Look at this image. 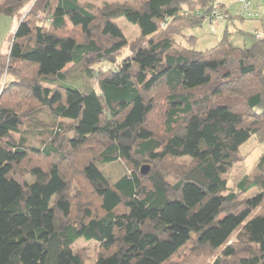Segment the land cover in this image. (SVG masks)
<instances>
[{"label": "trees", "instance_id": "16d2710c", "mask_svg": "<svg viewBox=\"0 0 264 264\" xmlns=\"http://www.w3.org/2000/svg\"><path fill=\"white\" fill-rule=\"evenodd\" d=\"M216 8L224 20L216 0H0L20 22L0 55V264H85L81 239L96 264H167L188 244L182 264H264V155L228 187L240 148L264 143V37L177 41ZM69 65L97 88L59 84Z\"/></svg>", "mask_w": 264, "mask_h": 264}, {"label": "rangeland", "instance_id": "374dc122", "mask_svg": "<svg viewBox=\"0 0 264 264\" xmlns=\"http://www.w3.org/2000/svg\"><path fill=\"white\" fill-rule=\"evenodd\" d=\"M81 1L84 3H89L94 7L101 8L105 5H123L127 2H134V1H136V3H139L142 0H81ZM225 1L226 2H224V0H217V2L219 3L224 2V4H226L227 6H229V3L235 4V2H237L238 7L240 6L239 0H225ZM242 3L244 5V0L242 1ZM253 7L254 8L256 7L254 1H252V8ZM19 24L20 22L17 18L13 19L5 16L0 18V55L9 53V37L15 34ZM117 24L122 29L126 39L129 42H132L139 37L140 34L139 28L136 25H133L130 22H128L126 19L121 18L117 20ZM226 24H227L226 22H222L221 20L215 21L213 25L205 22L202 28L192 29L184 32L182 36L177 38V41H179L183 46H186L187 44L184 36L186 37L194 36L198 39L197 44L195 46L196 51L205 52L209 49L214 48L221 42ZM68 25H69L68 30L71 31L72 24L69 20H68ZM230 30L233 31L234 27H231ZM263 37L264 35L261 32L255 33L256 39H260ZM233 40L234 41L232 43L235 46H239V47L252 46L250 38L246 39L247 44L243 40V38H239L238 40L235 39ZM128 55H129V51L126 49L123 52L122 57L120 59H124ZM101 68L108 69L110 68V66L102 65ZM65 76L66 78L64 80H58L59 84L70 86L80 91L86 90L87 88H89L91 84H93L94 87L97 88V82L95 80L91 81L88 78L85 71L81 70L78 66L69 65L65 70ZM41 132L37 131L36 132L37 135L32 136V138L30 137V141L32 143L36 142L39 144L41 139H43V135L41 134ZM239 153L241 156L240 162L236 163L234 167L231 169L230 173L228 174V187L231 190L237 189V185L243 179V177L255 173L256 166L260 161L261 157L264 155V143H258L257 140L254 137H252L240 148ZM146 166H148V171L146 173V175H148L152 171V166L151 165H146ZM104 169L107 172V174L115 178L118 176L119 172L121 171L120 167L112 166V165L105 166ZM257 193L258 191L256 189H252L249 192H247V194L244 195L243 198H251L255 196ZM191 247H192L191 244L186 245L184 248L181 249V251L177 255L173 256L167 264H182L185 261V259L190 256ZM75 250L84 254L85 258L87 259L85 264H96L97 257L100 252L98 243L94 241H86L84 239H81L76 243ZM208 264H213V259L212 261H209Z\"/></svg>", "mask_w": 264, "mask_h": 264}, {"label": "crops", "instance_id": "0c3cea01", "mask_svg": "<svg viewBox=\"0 0 264 264\" xmlns=\"http://www.w3.org/2000/svg\"><path fill=\"white\" fill-rule=\"evenodd\" d=\"M242 1L243 0H239V7L237 2H235V4L229 3V6L224 4V2H226L225 0L220 3L225 6L223 11L227 15L225 19L222 20V22L227 23L223 32V37L226 32H228L231 34L230 37L232 42L234 41L233 39L238 40L239 38H243L246 42V39L250 38L252 45L253 40L256 39V32H261L264 35V0H250L251 4L248 10L244 8ZM252 1L256 4L255 8H252ZM231 27H234L233 31L230 30Z\"/></svg>", "mask_w": 264, "mask_h": 264}, {"label": "built area", "instance_id": "2783aa9c", "mask_svg": "<svg viewBox=\"0 0 264 264\" xmlns=\"http://www.w3.org/2000/svg\"><path fill=\"white\" fill-rule=\"evenodd\" d=\"M249 6H250V1L244 0V8L248 9ZM222 17H223L222 12L218 8H216V10L213 12L212 15V19L214 20V22L221 20Z\"/></svg>", "mask_w": 264, "mask_h": 264}, {"label": "water", "instance_id": "95a60500", "mask_svg": "<svg viewBox=\"0 0 264 264\" xmlns=\"http://www.w3.org/2000/svg\"><path fill=\"white\" fill-rule=\"evenodd\" d=\"M147 171H148V167H143V168L141 169V174H142V175H146Z\"/></svg>", "mask_w": 264, "mask_h": 264}]
</instances>
